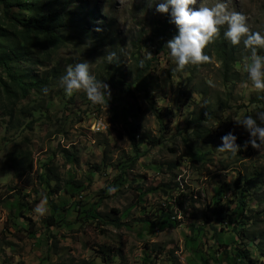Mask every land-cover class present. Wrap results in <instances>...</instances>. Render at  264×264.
Returning a JSON list of instances; mask_svg holds the SVG:
<instances>
[{
	"label": "rangeland",
	"instance_id": "obj_1",
	"mask_svg": "<svg viewBox=\"0 0 264 264\" xmlns=\"http://www.w3.org/2000/svg\"><path fill=\"white\" fill-rule=\"evenodd\" d=\"M16 2L56 11L66 28L56 48L36 39L26 59L8 53L26 82H45L37 91L15 94L0 69L12 97L0 93V264H264V147L245 144L234 122L264 111V92L252 89L249 52L227 42L226 25L202 49L206 62L176 71L163 47L176 28L155 12L160 0ZM226 2L264 33V0ZM31 15L11 7L0 22L9 30L10 17ZM85 61L109 86L105 103L58 86ZM99 119L106 130L92 131ZM229 130L234 156L216 149ZM54 198L68 205L64 225L46 223ZM84 210L95 218L72 227ZM168 215L172 227L161 226Z\"/></svg>",
	"mask_w": 264,
	"mask_h": 264
},
{
	"label": "clouds",
	"instance_id": "obj_2",
	"mask_svg": "<svg viewBox=\"0 0 264 264\" xmlns=\"http://www.w3.org/2000/svg\"><path fill=\"white\" fill-rule=\"evenodd\" d=\"M196 3L197 0H160L155 5V12L167 14L169 22L176 28V35L163 45L168 50V56L175 66L174 70H182L188 64L206 62L208 57L202 53V49L218 33L219 26L226 25L223 36L227 42L234 46L242 43L249 52L250 59L245 65V72L252 89L264 92V55L257 54L258 49H264V33L250 32L246 17L240 12L228 11L226 0H217L211 7H190ZM95 30L99 31L98 28ZM114 55L108 54V63H112ZM58 86L69 96L74 92H83L85 98L93 105L105 103V98L108 100L110 97L108 84L90 74L87 61L69 65L59 77ZM47 91V88L41 89L44 94H47ZM234 122L247 133L245 144L258 150L264 147V111L257 112L254 117L247 115ZM219 139L220 143L216 149L220 153L233 156L237 154L240 146L236 144L237 138L232 130ZM114 190L109 189L110 192ZM45 204L46 200H41L34 212L43 216L46 211Z\"/></svg>",
	"mask_w": 264,
	"mask_h": 264
},
{
	"label": "trees",
	"instance_id": "obj_3",
	"mask_svg": "<svg viewBox=\"0 0 264 264\" xmlns=\"http://www.w3.org/2000/svg\"><path fill=\"white\" fill-rule=\"evenodd\" d=\"M53 5H55L54 2H52V4L50 3V6ZM11 7H16L19 11H30L32 15L25 22H21L15 17H10L9 20H6V22L9 23V30L2 27L0 22V69L4 71L8 83H10L12 87H15L14 93L20 94L21 97H25L32 89L37 91L40 85H43L45 82H39L36 79L26 82L24 77L21 76L19 69L17 70L10 65L12 60L8 53H11L16 61L26 59V55L29 49L33 47L36 39H41L46 45L56 48L62 43L60 33L66 28V24L63 15H60L56 11L50 12V14L47 15L38 11L39 8L37 7L31 10L27 4H19L16 0H0V10L3 11V15L7 16ZM144 67H146V65L139 67V69L143 70ZM0 81L2 84L0 93L4 94L5 99H12L5 82L2 80ZM2 94H0V100ZM67 195H71V191H67L64 194V196ZM50 205L51 215L47 218L46 223L49 226L64 225L63 212L68 208V205L65 204V202L59 204L57 198H54ZM88 218H95L91 211L84 210L78 212L76 222L72 223V227L75 226L79 228L81 223L86 222ZM170 219L171 216L169 215L164 217L165 222H161L160 225L163 226L162 224H166L167 227H172ZM236 259L237 258H235L234 261ZM248 264H253V262L249 261Z\"/></svg>",
	"mask_w": 264,
	"mask_h": 264
},
{
	"label": "built area",
	"instance_id": "obj_4",
	"mask_svg": "<svg viewBox=\"0 0 264 264\" xmlns=\"http://www.w3.org/2000/svg\"><path fill=\"white\" fill-rule=\"evenodd\" d=\"M106 125L102 124V121L99 120H95L92 125H91V130L92 131H99V130H106Z\"/></svg>",
	"mask_w": 264,
	"mask_h": 264
}]
</instances>
